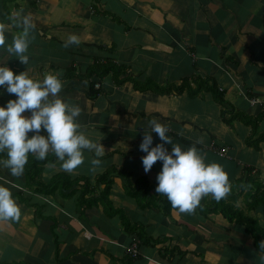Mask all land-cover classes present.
Listing matches in <instances>:
<instances>
[{
	"label": "crops",
	"instance_id": "crops-1",
	"mask_svg": "<svg viewBox=\"0 0 264 264\" xmlns=\"http://www.w3.org/2000/svg\"><path fill=\"white\" fill-rule=\"evenodd\" d=\"M17 13L30 14L35 23L28 64L6 48L23 31L15 23ZM0 23L6 25L0 63L34 78L58 72L64 82L60 95L82 108V130L101 139L106 151L103 163L93 166L95 153L85 149L84 162L71 172L58 158L47 163L42 180L60 177L47 194L29 185L25 172L13 176L0 165V182L9 181L21 207L19 219L0 220V264H264V249L244 225L214 212L165 215L155 200L141 203L129 195L118 175L122 171L133 182L145 179L156 187L162 161L145 171L146 153L139 147L154 118L168 126L174 143L195 145L208 161H219L231 186L246 167L264 185V142L258 149L248 146L249 126L221 120L225 104L251 117L264 113V0H0ZM71 34L78 43H67ZM95 59L112 60L126 69L119 79L129 76L140 83L214 81L226 103L205 90L139 91L132 80L117 84L112 74L80 78ZM92 83L98 90L94 97ZM15 95L0 88V103ZM251 98L259 103L251 104ZM258 133H264V119ZM153 136L154 144L160 142L157 133ZM112 170L115 174L106 178ZM65 180L74 185L65 188ZM245 192L234 205L264 234V204L251 208ZM132 244L139 251L136 258L127 254Z\"/></svg>",
	"mask_w": 264,
	"mask_h": 264
},
{
	"label": "clouds",
	"instance_id": "clouds-1",
	"mask_svg": "<svg viewBox=\"0 0 264 264\" xmlns=\"http://www.w3.org/2000/svg\"><path fill=\"white\" fill-rule=\"evenodd\" d=\"M15 23L23 31L6 44L7 51L28 64L30 31L35 23L30 14H16ZM6 25L0 23V46H5ZM78 43V37L71 34L67 43ZM64 86L61 75L48 71L43 78H34L27 71L15 72L7 63H0V88L16 94L0 103V165L8 168L13 176L25 172L29 155L45 159L49 152L55 153L61 161L60 167L73 171L85 160V149L95 153L93 166L103 163L105 146L82 130L78 119L82 108L69 103L60 92ZM151 130H145L140 149L145 171L162 161L157 173L156 192L166 194L172 206L181 212H192L203 197L211 194L214 199L224 198L231 190L229 174L219 161H208L204 154L192 145L184 148L173 142L168 135V126L157 119L149 121ZM153 133L161 138L153 143ZM168 144L171 145L169 150ZM9 181L0 182V220H14L21 216Z\"/></svg>",
	"mask_w": 264,
	"mask_h": 264
},
{
	"label": "trees",
	"instance_id": "trees-1",
	"mask_svg": "<svg viewBox=\"0 0 264 264\" xmlns=\"http://www.w3.org/2000/svg\"><path fill=\"white\" fill-rule=\"evenodd\" d=\"M126 69L122 66H117L112 60H101L95 59L92 66L88 69L84 76L80 78H85L89 80L91 77L96 76L103 78L108 74H112L115 82L117 84L132 80L134 88L139 91L153 90L157 94H170L173 91L181 92L186 89L190 94H198L203 90L210 92L213 98L219 104H225L223 91H221L216 83L211 80H204L200 78H191L181 81L179 86L169 85V86H159L151 80H146L144 83H140L133 78L127 76L119 79L125 74ZM211 81V82H210ZM90 96H96L98 90L94 88V84H91ZM226 108L221 113V120L225 125L230 126L235 121H242L245 125L251 128L249 136L247 138L246 144L255 149L259 148L260 143L264 142V133H258V125L261 120L264 119V113L260 117H251L241 111L234 109L231 106L225 104ZM264 110V108H263ZM4 153H0V158L4 157ZM57 159L55 153L48 154V156L41 160L36 158L35 155L30 154L29 160L25 167V177L29 185L35 186L36 190L41 193L47 194L52 193L53 190L58 186L57 181L60 177H56L49 183H45L42 180V170L47 163H53ZM243 175L236 182L234 186H231L229 193L222 199L216 200L211 194L202 198L201 203L196 207L194 211H199L204 214L207 213H221L229 222L244 225L246 231L252 235L255 243L259 249H264L261 245L262 238L264 236L261 228L258 226L256 220L250 216L244 214L242 210L234 205L237 198L240 197L245 191L246 201L251 208L258 205L264 204V185L261 184L259 180V175L253 172L252 168L246 167L243 169ZM116 171L112 170L106 174V178L109 175L115 174ZM118 175L122 176L125 180V187L127 193L132 197L136 198L139 202H150L156 201V205L161 208L163 214L169 215L172 210H178L173 207L171 202L168 200L166 194H159L156 192V187L150 185L145 179H138L135 182L132 181L130 175L119 171ZM65 188L71 187L74 184L65 180ZM105 189L102 193V200L108 202V189L110 182L105 183ZM157 193L156 197L153 193ZM146 205V204H143ZM124 220V219H123Z\"/></svg>",
	"mask_w": 264,
	"mask_h": 264
},
{
	"label": "built area",
	"instance_id": "built-area-1",
	"mask_svg": "<svg viewBox=\"0 0 264 264\" xmlns=\"http://www.w3.org/2000/svg\"><path fill=\"white\" fill-rule=\"evenodd\" d=\"M251 104H258L259 99L257 98H251L250 99ZM264 108V107H263ZM223 152V150H222ZM127 254L130 255L132 258L138 257L139 251L136 244H132L127 248Z\"/></svg>",
	"mask_w": 264,
	"mask_h": 264
}]
</instances>
